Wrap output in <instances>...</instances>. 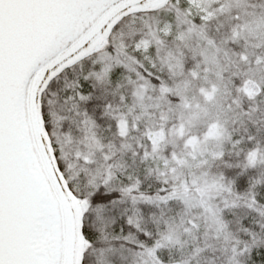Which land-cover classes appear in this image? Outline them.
<instances>
[{"label": "snow or ice", "instance_id": "1", "mask_svg": "<svg viewBox=\"0 0 264 264\" xmlns=\"http://www.w3.org/2000/svg\"><path fill=\"white\" fill-rule=\"evenodd\" d=\"M0 264H264V0H0Z\"/></svg>", "mask_w": 264, "mask_h": 264}]
</instances>
